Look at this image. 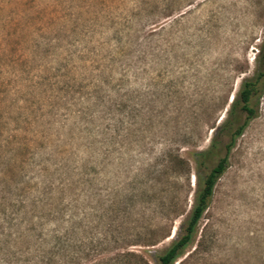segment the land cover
<instances>
[{
  "label": "rangeland",
  "instance_id": "obj_1",
  "mask_svg": "<svg viewBox=\"0 0 264 264\" xmlns=\"http://www.w3.org/2000/svg\"><path fill=\"white\" fill-rule=\"evenodd\" d=\"M263 43L264 0H0V223L58 224L61 264H158L190 216L192 153L263 70ZM251 105L174 264H264V88ZM159 222L166 238L128 245Z\"/></svg>",
  "mask_w": 264,
  "mask_h": 264
},
{
  "label": "trees",
  "instance_id": "obj_2",
  "mask_svg": "<svg viewBox=\"0 0 264 264\" xmlns=\"http://www.w3.org/2000/svg\"><path fill=\"white\" fill-rule=\"evenodd\" d=\"M259 62L264 67V43L259 52ZM264 88V68L254 77L244 80L236 95L233 97L231 104L226 111V117L220 121L216 127H213L210 138V147L206 151H193L192 155L196 164L195 177L198 181V189L195 192L193 206L188 221L182 228L181 236L174 241L167 250L161 254L157 260L158 264H174L181 256L184 249L191 243L196 232L197 225L208 208L213 190L218 179L225 173L228 167V156L235 146L237 139L243 134L248 123L256 117V110L251 105V100L257 96ZM244 114L245 120L242 124H237V115ZM226 137L228 142L223 145L222 139ZM193 144L202 141L197 137ZM197 147V146H196ZM223 147L225 155L217 164L204 176L200 170L205 165V160L213 150ZM172 173L176 179L182 175L189 176L190 164L179 154L173 158ZM179 189L174 190L178 194ZM175 202L170 205L164 220L167 222L171 214L177 215V205ZM175 218V217H174ZM37 220V221H36ZM51 221V220H50ZM24 228L22 229V227ZM45 223L42 219L27 220L20 216L8 219L0 223V264H61L63 254V238L58 224L44 230ZM151 226V225H150ZM151 228V227H150ZM148 233L128 241V245L143 244L152 246L161 239L169 235L164 223L159 222L152 227ZM127 257L139 258L141 264H148V261L134 252H127ZM71 260L73 257L71 256Z\"/></svg>",
  "mask_w": 264,
  "mask_h": 264
},
{
  "label": "water",
  "instance_id": "obj_3",
  "mask_svg": "<svg viewBox=\"0 0 264 264\" xmlns=\"http://www.w3.org/2000/svg\"><path fill=\"white\" fill-rule=\"evenodd\" d=\"M232 99H233V97H232ZM232 99H231V101H230V104H231V102H232Z\"/></svg>",
  "mask_w": 264,
  "mask_h": 264
}]
</instances>
